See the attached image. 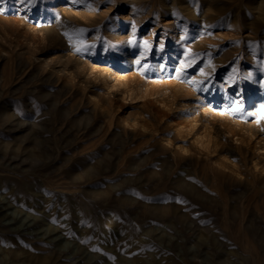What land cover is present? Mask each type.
Returning a JSON list of instances; mask_svg holds the SVG:
<instances>
[{
	"label": "rangeland",
	"instance_id": "374dc122",
	"mask_svg": "<svg viewBox=\"0 0 264 264\" xmlns=\"http://www.w3.org/2000/svg\"><path fill=\"white\" fill-rule=\"evenodd\" d=\"M0 264H264V0H0Z\"/></svg>",
	"mask_w": 264,
	"mask_h": 264
},
{
	"label": "snow or ice",
	"instance_id": "6c2138e0",
	"mask_svg": "<svg viewBox=\"0 0 264 264\" xmlns=\"http://www.w3.org/2000/svg\"><path fill=\"white\" fill-rule=\"evenodd\" d=\"M24 2H25V3H29V2H31V0H24ZM78 31L83 32L84 29H79ZM133 31H135V29H133ZM130 43H135V39H133L132 41H130ZM143 45H144L145 49H147V48L149 47L148 41H143ZM82 50H83V48H81V47L76 48V51H77V52H80V51H82ZM136 63L139 64V63H140V60L138 59V60L136 61ZM184 66H185V65L182 64V65H181V68L177 69V72H178V73L182 72ZM233 71H235V69H234ZM201 74L204 75L203 71L201 72ZM188 83H194V81H188ZM231 111H232V112H237V111H239V108H233V109H231Z\"/></svg>",
	"mask_w": 264,
	"mask_h": 264
},
{
	"label": "bare ground",
	"instance_id": "6f19581e",
	"mask_svg": "<svg viewBox=\"0 0 264 264\" xmlns=\"http://www.w3.org/2000/svg\"><path fill=\"white\" fill-rule=\"evenodd\" d=\"M103 74H104V73H103ZM108 75H109L110 77H112V76H113V73H112V71H111V72H109V74H108ZM113 77H114V76H113ZM212 91H214V90H212ZM224 96H225V95H224ZM225 97H226V96H225ZM225 97H224V99H226ZM222 98H223V97H222ZM202 106H203V105H202ZM200 108H201V107H200ZM203 109H204V108H203ZM205 109H206V108H205Z\"/></svg>",
	"mask_w": 264,
	"mask_h": 264
}]
</instances>
